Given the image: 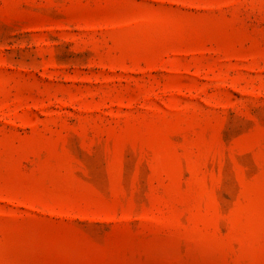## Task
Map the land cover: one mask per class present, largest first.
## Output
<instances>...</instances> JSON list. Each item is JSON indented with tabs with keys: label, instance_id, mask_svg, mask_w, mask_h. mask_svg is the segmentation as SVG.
I'll use <instances>...</instances> for the list:
<instances>
[{
	"label": "rangeland",
	"instance_id": "obj_1",
	"mask_svg": "<svg viewBox=\"0 0 264 264\" xmlns=\"http://www.w3.org/2000/svg\"><path fill=\"white\" fill-rule=\"evenodd\" d=\"M0 264H264V0H0Z\"/></svg>",
	"mask_w": 264,
	"mask_h": 264
}]
</instances>
